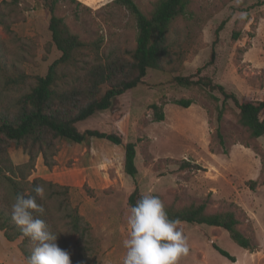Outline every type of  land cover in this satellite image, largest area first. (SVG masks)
Instances as JSON below:
<instances>
[{"label": "rangeland", "instance_id": "374dc122", "mask_svg": "<svg viewBox=\"0 0 264 264\" xmlns=\"http://www.w3.org/2000/svg\"><path fill=\"white\" fill-rule=\"evenodd\" d=\"M51 1H56L55 13L86 43L74 63L60 65L59 89L73 83L85 69L111 57L127 63L129 52L135 48L134 18L114 0H0V110L29 91L37 76L45 75L61 55L49 30L47 5ZM134 1L149 13L157 0ZM192 11L191 18L180 16L171 24V53L162 69H149L143 82L120 95L112 108L76 124L81 132H120L124 142H135L136 178L128 176L132 180L124 182L118 171L109 173L114 163L118 165L123 145L116 148L110 141L95 137L84 143L58 141L57 156L52 159L55 164L46 166L39 155L29 176L32 180L44 175L45 180L71 188L69 201L90 224V231L81 239L71 234L70 242L82 246L95 264H122L126 254L123 241L129 235L130 206L125 184L133 188L138 185L143 195L151 192L166 205L181 207L207 200L209 212L235 210L240 230L255 244L253 250L244 249L221 227L181 221L178 227L187 238L189 250L177 264H264V135L252 137L238 123L232 100L219 117L223 95L218 90L211 91L202 84L184 86L175 80L178 75L195 80L210 78L235 93L240 102L263 100L264 0H192ZM101 88L104 92L107 86ZM180 99L192 102L184 107L175 102ZM153 103L161 106L164 120L154 118ZM8 151L15 164L28 161L22 146L12 142ZM109 151L115 161H98ZM81 157L88 161L93 158V166L102 177L101 191L90 190L92 183L84 181L79 171L60 174L61 170L77 168L72 163L81 162ZM76 172L81 188L72 187L75 185L68 179ZM250 181H255V189L250 188ZM119 235L121 243L114 242ZM19 243L20 239L8 241L0 230V264H26ZM213 244L227 250L235 260L221 255Z\"/></svg>", "mask_w": 264, "mask_h": 264}, {"label": "trees", "instance_id": "16d2710c", "mask_svg": "<svg viewBox=\"0 0 264 264\" xmlns=\"http://www.w3.org/2000/svg\"><path fill=\"white\" fill-rule=\"evenodd\" d=\"M43 1L46 3L49 0ZM114 2L125 7L136 24V45L129 52L127 63L121 58L111 57L105 63L85 69L73 83L59 89L60 65L74 63L79 50L86 43L70 31L64 19L55 13L56 1H51L47 5L50 12L49 30L52 42L61 55L49 65L45 75L37 76L35 85L29 91L20 95L12 106L0 110V230L8 241L20 239L19 249L26 259L31 255L35 242L25 236L13 220L11 205L18 194L30 192L34 185L40 184L44 186L45 193L42 198L37 196L36 199L45 211L43 214L33 211V215L44 219L50 229L57 233L56 243L70 252L71 264H95L83 252L82 246L70 242L71 234H77L78 239H81L89 235L90 231V224L84 220L78 207L69 201L71 188L41 177L30 180L29 176L39 155L43 157L46 166L55 164L52 159L59 149L58 141L84 143L95 137L123 145L124 172L136 178L138 168L135 142H124L120 132L116 134L99 129L81 132L76 124L97 111L112 108L120 95L143 82L149 69H162L164 60L171 53L168 41L171 24L180 16L189 19L193 15L192 0H157L149 13H144L134 0ZM175 80L184 86L202 84L211 91L218 90L223 95L219 117L227 110L228 100H232L238 123L247 128L252 137L264 135V117H261L264 99L240 102L235 93L228 92L222 84L214 83L210 78L195 80L192 76L178 75ZM102 85L107 86L104 92ZM214 99L218 100L217 97ZM175 102L188 107L192 101L180 99ZM151 108L157 121L164 120L165 115L159 104L153 103ZM12 142L22 146L29 156L28 161L14 163L8 151ZM255 187V181H250V188ZM142 195L138 185H135L127 197V204L134 205ZM164 206L170 219L221 227L240 247L249 250L255 248L252 240L240 230V219L235 210L209 212L207 200L181 207H175L174 204ZM213 247L221 255L235 260L233 255L217 244H213Z\"/></svg>", "mask_w": 264, "mask_h": 264}, {"label": "clouds", "instance_id": "9594fccd", "mask_svg": "<svg viewBox=\"0 0 264 264\" xmlns=\"http://www.w3.org/2000/svg\"><path fill=\"white\" fill-rule=\"evenodd\" d=\"M44 193V186L36 184L30 192L18 194L11 205L13 220L35 242L26 264H71L70 252L56 243L57 233L44 219L33 215V211L44 213L36 199ZM127 224L129 235L123 241L126 254L122 264H177L188 253L187 238L178 221L168 217L162 200L151 192L130 206Z\"/></svg>", "mask_w": 264, "mask_h": 264}, {"label": "crops", "instance_id": "0c3cea01", "mask_svg": "<svg viewBox=\"0 0 264 264\" xmlns=\"http://www.w3.org/2000/svg\"><path fill=\"white\" fill-rule=\"evenodd\" d=\"M104 140H106V139H104ZM113 146H115L116 148H117V145H115V144H112ZM108 148L111 150V146L109 147L108 146ZM92 149H90V151H91ZM121 150V153H119V155H118V165H116L115 163L113 164V166H114V168H110V171H109V173H111V174H114V172H112V171H118V173H120L122 176H123V179H124V182L126 181V180H132V179H130L129 177H128V175H126L125 174V172H124V149H120ZM67 151V150H66ZM87 148H86V153H87ZM68 152V151H67ZM85 153V151H84V154H86ZM57 156V155H56ZM101 156L102 157H98L97 159H98V161H100V160H110V162H112V160H114L112 157H113V154L109 151V152H107V153H103V154H101ZM40 159V158H39ZM69 159V158H68ZM57 163H59L60 164V162H61V159L59 160L58 158H57ZM82 160H84V158L83 157H81L80 158V161L81 162H78L77 164H75V163H72V164H74V165H76L77 166V168H74V169H71V170H61L60 171V174H64L65 172H69V171H79V172H81L82 174H84V177H83V180L85 181V179L86 180H88V182L91 184L92 183V186H89V189L90 190H92V191H101V189H103V187L104 186H101V179H102V177L99 175V172H98V170H95V167L93 166V162H94V160H93V158H92V160L91 161H88V160H84V161H82ZM115 161V160H114ZM91 163V164H90ZM57 166H58V164H56L55 166H54V168H57ZM36 167H37V169H38V165H36ZM44 167H46L45 165H44ZM97 175V176H96ZM40 177H42L43 179H47L44 175H39ZM99 176V177H98ZM68 179H70L71 180V183H72V185H75V186H72V187H74V188H78V187H82V186H80L81 185V182H82V180L80 179V177H79V175H78V173L76 172V175L75 176H73V177H68ZM79 179H80V181H79ZM95 180H97V181H95ZM55 181H57V180H55ZM58 183H62V182H59V181H57ZM95 182H97L96 184H95ZM124 186H127V188H125V189H128V191H129V193L132 191V189H133V185H127V184H125ZM128 193V194H129ZM128 196V195H127ZM109 203V202H108ZM111 204V203H110ZM98 205V204H97ZM100 207H101V205H100ZM100 207H99V209H100ZM100 211L101 212H104V210H102V209H100ZM116 223H117V219H116ZM118 225V224H117ZM107 229L108 230H115L116 232H118L119 231V228H116V227H114V228H109V227H107ZM106 229V230H107ZM110 233H111V231H110ZM112 234V233H111ZM128 235V234H127ZM125 236V234L123 235V237ZM115 241H117L118 243H121V237H120V235L118 236V238H116L115 240H114V242Z\"/></svg>", "mask_w": 264, "mask_h": 264}]
</instances>
